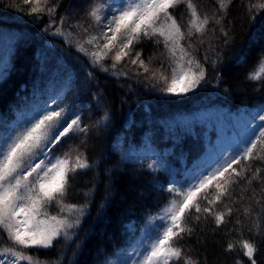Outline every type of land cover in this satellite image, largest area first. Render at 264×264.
Segmentation results:
<instances>
[{"label":"trees","instance_id":"16d2710c","mask_svg":"<svg viewBox=\"0 0 264 264\" xmlns=\"http://www.w3.org/2000/svg\"><path fill=\"white\" fill-rule=\"evenodd\" d=\"M114 1L48 0L47 6L55 5L56 12L37 17L28 14L32 4L0 0V136L5 131L11 134L26 115H35L32 109L45 104L49 109H70L89 128L54 151L61 156L69 149L73 155L78 150L92 164L90 170L74 175L64 200L65 204H82L87 196L77 236L52 249L27 250L52 264H136L153 218L173 198L167 191L171 181L186 188L193 182V170L232 154L245 127L242 116L264 105V80L248 78L264 59V11L254 8L250 12L249 8L264 0H231L226 14L218 0H193L202 17L215 14L224 19L220 24L211 22L203 36L191 38H187L191 19L187 7L181 4L170 9L186 36L180 41L189 54L185 60L194 57L205 71L201 85L183 96L161 91L165 82L160 72L170 79L174 60L181 55L177 48L173 58L162 37L141 38L134 45L132 58L140 52L149 73L127 57L112 69L111 53L102 67L93 65L88 55L78 51L77 42L99 35L107 22L96 24L87 13L97 4L107 8ZM104 12L109 16L108 9ZM57 28L66 35H56ZM85 47L93 50L91 45ZM153 72L155 78H151ZM154 160L163 167L149 169L147 165ZM252 167L264 171V161H253ZM242 187L248 190L243 192ZM262 188L260 181L235 187V199L225 198L213 209L224 211L225 205L233 209L219 226L212 216L191 219L193 233L179 244L185 257L196 264H251L241 248L248 241L257 249V264H264ZM202 206L207 202L202 201ZM47 211L60 214L55 204ZM229 244L234 247L229 249ZM10 246L7 234L0 230V248Z\"/></svg>","mask_w":264,"mask_h":264},{"label":"snow or ice","instance_id":"6c2138e0","mask_svg":"<svg viewBox=\"0 0 264 264\" xmlns=\"http://www.w3.org/2000/svg\"><path fill=\"white\" fill-rule=\"evenodd\" d=\"M23 2L33 5L29 15L38 17L46 12L51 16L56 12L55 5L47 6L48 0H43V5L40 0ZM218 3L220 10L226 14L231 0H218ZM181 4L187 7L191 15L187 38L194 34L203 36L213 21L216 24L223 22L224 17H216L215 14L212 18L207 14L202 17L193 0H117L107 6L110 18L102 16L106 6L97 4L87 16L96 24H101L107 19L105 30L99 35H90L84 42L78 41V51L88 55L93 65L102 67V61L109 58L111 53L112 69H116L127 57L132 65L139 64L144 73H149V67L141 59L140 52H135L132 58L134 45L139 43L141 38L162 37L173 58L176 57L177 48L181 55L179 59L174 60L175 67L171 68L170 79L163 71L160 72V79L165 82L161 91L176 96L193 92L205 80V71L194 57L185 60L189 54L180 45V41L186 36L170 12V9H175ZM254 8L264 11V3L250 5L249 11ZM63 23L61 18V24ZM84 31L87 32L88 29L85 28ZM220 31L225 37L228 36L223 28ZM55 34L66 35L60 28H57ZM67 35L71 36V33ZM85 45L93 46V50L89 51ZM108 70L103 68V71ZM155 76L156 73L153 72L151 78ZM248 78L264 80V59ZM30 113L35 115H26L11 134L5 131L0 136V230L7 234L12 245L0 248V255L10 257L7 261L0 259V264H52L51 261H41L33 257L27 250L52 249L57 244L64 245L72 241L73 237L77 236L76 230L81 226L88 205L86 194L82 204H65L64 200L74 175L85 169L90 170L92 164L84 153L78 150L73 155L74 150L69 149L61 156H56L54 151L58 146H62L66 139L88 133L89 128L82 126L79 114L72 113L66 107L56 110L49 109L45 104L32 109ZM107 119L105 114L104 120ZM242 119L245 121V127L238 134L240 139L236 141L232 154L222 162L216 159L204 169L193 170L190 173L193 182L186 188L177 187L174 179L171 181L167 191L174 194L173 198L161 213L153 218V227L147 235L146 244H142L143 250L138 253L141 258L136 264H178L180 261H183V264H196L190 257H185L184 250L179 246L185 235L190 236L193 233L189 221H199L203 214L205 218L212 216L219 226L225 222L226 216L232 214L233 209L225 205L224 211H214L217 203L223 204L225 198L234 200L233 193L237 186L251 185L253 181L264 184V171L260 167H252L253 161H264V105L243 115ZM83 143L84 141H81V144ZM147 167L159 170L163 165L154 160ZM241 190L246 192L248 188L242 187ZM261 191L264 192V188ZM254 197L255 193L250 199ZM202 201H206L207 206H202ZM256 202L261 203L260 200ZM53 204L58 206L59 215H50L47 211ZM156 220L159 223H155ZM233 247V244L228 245L229 249ZM241 248L251 264H257L254 258L257 252L255 245L244 241ZM68 264H71V261Z\"/></svg>","mask_w":264,"mask_h":264},{"label":"rangeland","instance_id":"374dc122","mask_svg":"<svg viewBox=\"0 0 264 264\" xmlns=\"http://www.w3.org/2000/svg\"><path fill=\"white\" fill-rule=\"evenodd\" d=\"M117 2V0H115L114 1V3H116ZM113 3V4H114ZM107 8L105 7V10H106ZM104 10V11H105ZM102 16H104V17H106V18H110V14H109V16H108V13H105V12H103V14H102ZM101 43H102V41H101ZM172 95V94H171ZM173 96H176V95H173ZM236 128H239V125L237 124V126H236ZM2 259H4L5 261H7L8 259H10V257H6V258H2Z\"/></svg>","mask_w":264,"mask_h":264}]
</instances>
